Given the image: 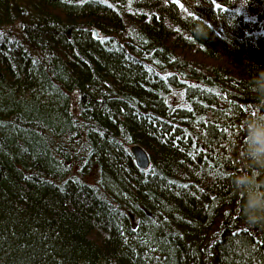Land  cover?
I'll list each match as a JSON object with an SVG mask.
<instances>
[{
	"label": "trees",
	"instance_id": "16d2710c",
	"mask_svg": "<svg viewBox=\"0 0 264 264\" xmlns=\"http://www.w3.org/2000/svg\"><path fill=\"white\" fill-rule=\"evenodd\" d=\"M0 264H264V0H0Z\"/></svg>",
	"mask_w": 264,
	"mask_h": 264
},
{
	"label": "water",
	"instance_id": "95a60500",
	"mask_svg": "<svg viewBox=\"0 0 264 264\" xmlns=\"http://www.w3.org/2000/svg\"><path fill=\"white\" fill-rule=\"evenodd\" d=\"M95 32L98 34L97 30H95ZM131 149L135 155L137 164L142 168H147L150 164V159L147 151L140 145H134Z\"/></svg>",
	"mask_w": 264,
	"mask_h": 264
},
{
	"label": "bare ground",
	"instance_id": "6f19581e",
	"mask_svg": "<svg viewBox=\"0 0 264 264\" xmlns=\"http://www.w3.org/2000/svg\"><path fill=\"white\" fill-rule=\"evenodd\" d=\"M131 54L133 53V52H130ZM136 53V52H135ZM129 54V53H128Z\"/></svg>",
	"mask_w": 264,
	"mask_h": 264
}]
</instances>
